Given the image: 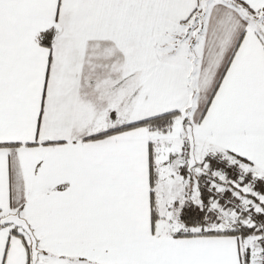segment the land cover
Instances as JSON below:
<instances>
[{
  "label": "snow or ice",
  "instance_id": "6c2138e0",
  "mask_svg": "<svg viewBox=\"0 0 264 264\" xmlns=\"http://www.w3.org/2000/svg\"><path fill=\"white\" fill-rule=\"evenodd\" d=\"M0 264H264V0H0Z\"/></svg>",
  "mask_w": 264,
  "mask_h": 264
}]
</instances>
